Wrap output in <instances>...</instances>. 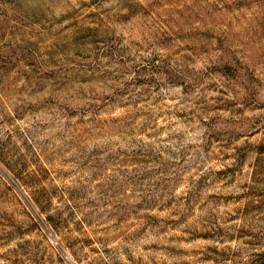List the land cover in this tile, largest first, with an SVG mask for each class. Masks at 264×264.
Listing matches in <instances>:
<instances>
[{
  "label": "rangeland",
  "instance_id": "1",
  "mask_svg": "<svg viewBox=\"0 0 264 264\" xmlns=\"http://www.w3.org/2000/svg\"><path fill=\"white\" fill-rule=\"evenodd\" d=\"M0 264H264V0H0Z\"/></svg>",
  "mask_w": 264,
  "mask_h": 264
}]
</instances>
